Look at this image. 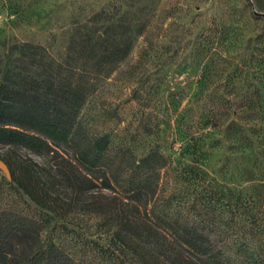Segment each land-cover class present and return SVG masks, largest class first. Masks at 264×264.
Instances as JSON below:
<instances>
[{
  "label": "rangeland",
  "instance_id": "obj_1",
  "mask_svg": "<svg viewBox=\"0 0 264 264\" xmlns=\"http://www.w3.org/2000/svg\"><path fill=\"white\" fill-rule=\"evenodd\" d=\"M250 1L0 0V39L6 42H0V65L8 54L12 67L42 69L36 64L40 60L32 64L11 49L13 43L29 41L47 47L67 70L95 77L96 89L79 115L83 126L91 134L108 133L112 153L126 149L137 159L153 150L164 155L168 169L160 171L154 198L170 196L167 210L173 214L202 184L262 185L264 190V121L238 118L234 102L222 105L245 89L243 80L230 76L251 52L248 40L264 26V11ZM101 42L108 48L128 45V52L100 67ZM234 123L243 131H234ZM48 141L73 157L66 143ZM9 153L34 160L52 192L82 205L76 229L104 245L113 242V229L102 228L100 216L88 210L100 191L110 192L100 178L91 190L72 193L50 149L0 142V157ZM82 170L99 175L98 170ZM124 176L115 188L136 192ZM8 177L0 163V181ZM183 256L189 264H204L184 248ZM126 258L137 264L130 253Z\"/></svg>",
  "mask_w": 264,
  "mask_h": 264
},
{
  "label": "trees",
  "instance_id": "obj_2",
  "mask_svg": "<svg viewBox=\"0 0 264 264\" xmlns=\"http://www.w3.org/2000/svg\"><path fill=\"white\" fill-rule=\"evenodd\" d=\"M250 2L264 11V0ZM248 42L251 52L230 76L243 80L245 89L222 105L234 102L232 112L238 118L264 121V26ZM127 46L108 48L101 42L99 66L123 58ZM11 49L32 64L40 60L36 64L42 69L12 67L6 54L0 65V142L50 149L72 193L91 190L100 178L110 192L100 191L88 210L100 216L102 228L113 229L114 240L104 245L76 229L82 205L52 192L34 160L9 153L0 157L9 172L0 181V264H130L127 253L137 264H189L183 248L204 264H264L262 185L243 189L202 184L191 189L183 209L171 214L170 196L154 198L160 171L168 169L167 158L156 150L139 159L126 149L112 153L108 133L91 134L83 126L79 115L96 89L95 77L67 70L42 44L24 41ZM209 111L214 117L213 109ZM233 125L234 131H243L241 124ZM48 137L69 145L73 157L52 148ZM122 174L136 192L115 188Z\"/></svg>",
  "mask_w": 264,
  "mask_h": 264
},
{
  "label": "water",
  "instance_id": "obj_3",
  "mask_svg": "<svg viewBox=\"0 0 264 264\" xmlns=\"http://www.w3.org/2000/svg\"><path fill=\"white\" fill-rule=\"evenodd\" d=\"M0 163L4 165V163L2 162V160L0 159Z\"/></svg>",
  "mask_w": 264,
  "mask_h": 264
}]
</instances>
